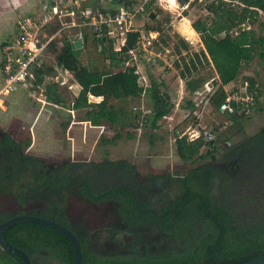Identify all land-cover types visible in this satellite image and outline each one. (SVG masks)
Instances as JSON below:
<instances>
[{
  "label": "trees",
  "instance_id": "1",
  "mask_svg": "<svg viewBox=\"0 0 264 264\" xmlns=\"http://www.w3.org/2000/svg\"><path fill=\"white\" fill-rule=\"evenodd\" d=\"M236 1L211 0L205 8L208 16L192 23L191 37L193 39L195 33L198 34L203 46L200 54L193 53V58L186 59L184 56L186 54L181 55V51L187 52V44L179 40L180 45L175 46L180 58L179 61L174 62L173 66L184 81L185 91L192 96L205 83L213 80L215 91L210 100L218 111L228 95L241 93L232 86L237 80L241 66L249 65L254 58L264 62L262 34H256L253 30H244L237 35L231 34L233 29L237 30L241 25L254 24L257 21V11H261L264 15V0H238L242 5L241 8L234 5ZM160 11L158 6L150 5L146 8V13L139 18L155 19ZM101 12L107 15V12L102 9ZM115 13L116 10L110 9L108 16L113 17ZM184 20L189 24L187 19ZM258 28L262 29L263 24L259 23ZM106 29L104 26L100 34H93L95 47H99L100 55L107 61L106 67H86L80 62L79 56L84 51L88 39L86 35L80 49H76L73 41L67 37H60L51 42L48 47V51L54 52L56 66L70 73L74 82L80 87L73 109H90L85 116L93 126L99 125L100 120L114 122L113 113L107 109L111 99H137L142 92L137 84L136 63L132 61L123 65L126 63L125 53L137 50L138 34L132 31L126 33L125 47L121 49V52H114V40L106 36ZM144 30L160 32L159 28L149 29L147 25L144 26ZM224 32H228V35L224 36ZM221 34L223 36H220ZM166 39L168 36L165 40L161 38L164 46L167 44ZM141 54L138 52L137 56L140 57ZM206 65L213 69L215 73L213 78L205 79L202 76L201 73ZM34 76L36 81L42 84L46 74L42 68H37ZM246 81H248L246 87L250 98L258 97V88L255 87L254 81L250 79ZM161 87H163L162 83H158L155 79L150 80L147 97L152 114L149 127L153 130L156 129L158 120L166 117L174 107L173 97L163 92ZM89 95L102 97V101L97 105L89 104L87 102ZM46 99L55 104L60 102L55 89L50 85L46 89ZM186 105L189 110L188 116L195 117L196 106L190 98ZM93 107L96 110H92ZM231 107V112L222 113L229 117L233 126H236L240 124V110L243 107L237 106L234 102ZM136 119H138L137 116L133 114L130 125H133ZM237 130L242 132L240 126ZM223 136H225L223 142H229L232 135L224 132ZM117 139H120L118 134L110 140L102 141L112 145ZM7 144L20 147L21 143L3 133L0 149ZM210 144L211 141H205L202 136L193 141L182 136L175 139V153L183 162L205 159L211 154L207 150L212 148ZM203 148L206 149L204 154L200 152ZM116 164L127 167L134 176L138 174L137 168L130 162H112L108 159L103 161L105 166L116 167ZM223 164L227 165L226 169H223V175L206 162H202L182 175L175 174L176 177L171 179V183L174 184L173 192L166 197L165 201L158 204H144L132 190L126 196L134 218L179 221L196 219L203 222L206 232L194 246L185 248L188 253L192 252L194 259L188 258L184 264H196L198 261L201 264H240L264 255V127L254 136L244 137L230 146L224 145ZM232 171L233 173L242 172L244 175L252 174L249 179L253 180V185H246L248 181L243 183L245 185L238 186L237 181L230 176ZM250 187L254 188L251 192L256 197L257 206L239 208L238 200L242 195H247V190H243ZM121 189L123 188L117 187L116 192H122ZM8 219L9 217L0 219V223ZM33 228L39 229L42 226L29 223L13 226L6 231V239L14 246L22 248V242L36 234L31 231ZM202 255L206 258L199 259ZM11 257L19 261L17 257L12 255ZM6 261L8 259L3 256L0 264Z\"/></svg>",
  "mask_w": 264,
  "mask_h": 264
},
{
  "label": "flooded vegetation",
  "instance_id": "2",
  "mask_svg": "<svg viewBox=\"0 0 264 264\" xmlns=\"http://www.w3.org/2000/svg\"><path fill=\"white\" fill-rule=\"evenodd\" d=\"M2 137L0 133V140ZM210 147L206 163L223 175L227 166L223 146L211 140ZM103 161H47L21 147L3 145L0 219L31 216L65 229L79 247L80 264H184L188 258L194 259L185 248L194 246L206 232L202 221L134 218L126 197L132 190L144 204L163 202L173 190L171 179L176 173L157 177L149 171L134 176L127 167L105 166ZM230 176L238 186L248 181L246 185H253L250 173L232 171ZM117 187L123 191L116 192ZM31 231L36 234L24 240L22 248L6 239L25 253L29 264L74 263V245L65 235L43 226ZM3 256L8 259L3 264H22L20 258L18 261L0 248V260ZM203 258L206 256L199 259Z\"/></svg>",
  "mask_w": 264,
  "mask_h": 264
},
{
  "label": "rangeland",
  "instance_id": "3",
  "mask_svg": "<svg viewBox=\"0 0 264 264\" xmlns=\"http://www.w3.org/2000/svg\"><path fill=\"white\" fill-rule=\"evenodd\" d=\"M35 1H38L37 7L35 8L37 11L32 14L25 13L19 17H15L12 21L13 24L11 22L12 32L10 31L11 33L2 35L3 39H1L2 41L0 43V52L2 44H5L6 42L10 43L12 41L17 20L27 17L29 14V16L42 18L41 13L43 14L44 10L42 4L40 5L41 0ZM26 2L32 4L33 0H26ZM209 2H211V0H197L189 6L188 10L183 14L184 19H187L189 24L186 23L184 19L178 20L176 15L173 13L164 12L162 10L160 13H157L155 19L146 20L143 17L138 18L133 23L134 28L136 29H142L145 25H147L149 29L159 28L161 32H159L160 38H158V34L157 39L152 44L153 50L152 54L149 55V60L154 61L157 58V60L162 61L164 64L160 62L156 65H152L153 68H151V74L157 80L167 84V87L163 92L172 97L174 96L176 102L179 99V93L177 92L179 91V83L176 79L178 71L174 69L173 65L174 62L179 61L180 54L176 53L175 46L180 45L179 40H183L187 44V52L181 51V55L186 54L184 55L186 59H190L191 57L193 58V53L200 54V51L202 50V44L200 42L199 36L195 33V36L192 39L190 29H192L191 25L193 22L198 19H204L208 16L205 8ZM56 3L59 4V8L63 9L62 7L65 5L64 0H62L61 4L59 0H56ZM234 3L235 6L239 8L242 7L238 0ZM43 4L49 5L50 2L46 1ZM256 20L257 21L254 24L244 25L247 26V30H253L256 34H262L264 36V15H262L259 11H257ZM67 21V19L63 18L61 20V24L59 21L55 22L54 25L56 26L48 29V32L57 30ZM259 23L263 24L262 29L258 28ZM67 31L69 35L63 34L64 36L68 37L74 36V34L77 32L76 29ZM81 31L88 39L85 50L82 51L79 56L80 62L86 67H106L107 61L104 60L102 55H100L99 47L96 48L94 45L93 32L87 28L82 29ZM235 31L236 28L233 29L232 33ZM63 34L61 35L63 36ZM166 36H168V39H166L167 44L164 46L161 38L165 40ZM220 36H223V34ZM156 55H159V57H156ZM125 59L128 63L132 62L128 61V58ZM138 59L139 61H137V64H146V59L142 56V54L140 57L138 56ZM41 62L45 66L55 67L54 52H45ZM169 66L171 69H168ZM201 74L205 79L213 78L215 75L211 66L207 65L204 66V70ZM62 75L65 76L64 74ZM248 79L254 81L255 87L258 88L259 94L258 97L252 98L247 108H242L240 110V124H237L236 126L232 125V122L229 121V117L227 115L219 112L216 109V107L211 103L210 98L203 100V98L198 97L194 103L192 100L193 95L190 96L187 94L184 95L183 99L179 102L181 109H179V111H177L173 117L171 112V115L169 114L167 118H162L159 120L158 126L153 130L149 127L146 119L143 121L141 119L143 112H149L148 109L150 107V102L147 97L148 95H146L144 102H141L140 100H131L126 102L125 108L127 110L132 109L133 107H140L141 110L140 117L136 119L133 125L127 124L125 128H119L118 126L106 128L103 132V135L98 139V141H96L95 144L92 140L95 138L92 132L87 134L86 142L82 143L79 137L81 131L76 128L77 126H74V129L71 130L70 135L71 138L73 137L75 145H71V142L66 139V131L69 125V120H72V115L61 112L60 116H56L53 126L50 127L53 131L49 133V131L47 132L48 129L46 130L47 134H49L47 135L48 141H46V139L45 142H52L51 139L54 138L53 142L57 140L60 142L62 148L55 147L54 145H51V147L48 145L46 147L48 150L41 152L40 156L47 161H58L62 159H67L69 161H81L90 159L92 162H100L104 159H108L115 162L124 159L127 162L133 164L141 175H145L149 171L154 172L155 176L157 177H162L165 175L170 176L172 172H175L176 174H183L186 170H190L202 162H207L209 157L199 160L195 159L192 162L181 161L175 153L176 138L186 136L188 140H191L190 138L199 135L202 136V138L206 141L208 136H211L212 141L215 143L222 146H230L231 144L242 140L244 137L254 136L264 127V62L254 58L249 65L241 66L237 80L232 84L234 88H237L242 93V95L241 93L238 94L241 98H245L246 95L249 96L246 87V84L248 83L246 80ZM68 83H70V81ZM68 85L69 84L66 83L64 87L59 86L61 93H64L62 107L65 110L70 108L71 102L73 101V97H71L70 91L67 89ZM19 88L23 89L24 87H16L15 90ZM24 90L26 91L27 95H29L25 88ZM23 95L25 97L27 96L26 94ZM36 97L39 98L40 96L36 95ZM189 98L192 100L194 106L198 105L196 106L195 117L188 116L189 110L186 108V102L189 100ZM16 102H10L8 99L0 96V133H6L12 138H15L14 140H16V142L21 143L20 147L22 149L27 150L30 155L38 157L39 149H37V151L29 150L30 140L32 142V133L29 127H31L30 125L34 120L36 121L39 118V115L38 113L37 115H33L31 112H29L26 106L22 105V101L17 100ZM199 102L200 104H198ZM142 105H144V107H142ZM53 109L57 110L55 108ZM82 117V113L76 114V119H81ZM64 124L67 125L64 126ZM188 126L193 128L194 126L197 127H195V130L187 129ZM239 126L242 128V132H238L237 129ZM47 128H49V125ZM175 129L179 131L178 135L180 136H175ZM224 132L232 135L229 142H223V140H225V136H223ZM115 134L120 135V139H117L114 144L111 145L103 143L102 140H110L115 136ZM129 136H131V138ZM37 143L42 144L43 142L41 141ZM205 150L206 149L203 148L200 152L204 154ZM213 156L217 157V153L213 152ZM253 189L254 188L250 187L243 190H247V195H242L238 200L237 205L239 208L257 206L255 201L256 197L254 194H252Z\"/></svg>",
  "mask_w": 264,
  "mask_h": 264
},
{
  "label": "built area",
  "instance_id": "4",
  "mask_svg": "<svg viewBox=\"0 0 264 264\" xmlns=\"http://www.w3.org/2000/svg\"><path fill=\"white\" fill-rule=\"evenodd\" d=\"M112 3L117 8L113 17L103 14L101 10H93L87 5L85 0H67L66 4L59 8L56 2L49 5L42 4L44 13L42 18L27 16L17 20L15 25V34L12 41L6 42L1 46L0 69L3 77V89L1 94L6 95L14 91L16 87L23 86L32 97L40 91V86L36 84L34 69L41 67V59L48 50L51 42L55 41L57 34H67V30L86 27L94 34H100L102 27H106V36L113 39V51L121 52L126 45V33L135 32L138 34L136 43L137 50H130L125 53L128 61L137 63L138 52L146 59V62L155 65L159 60H149L152 54L153 42L157 39L158 33L145 31L144 29L134 28V22L146 13V8L150 5L158 6L162 11L173 13L176 18L184 19V13L195 0H103ZM61 4V3H60ZM64 12V13H63ZM65 18L68 21L57 29L55 34L48 32V25L54 21ZM68 35V34H67ZM75 39L84 41V34L77 30L74 34ZM159 53V52H158ZM159 57V55H156ZM160 59V58H159ZM126 64L128 62L126 61ZM149 88V86H145ZM215 91L213 80L208 81L203 87L193 93V102L196 98H211ZM252 99L246 95L241 98L239 95H228L220 108L219 112L232 111L231 104L234 102L237 106L247 108ZM202 103V102H201ZM200 104V102L198 103ZM198 106V105H196ZM135 110V109H134ZM42 112L39 110L38 115ZM149 112H143L142 121L147 118ZM143 125V124H141ZM193 134V133H192ZM196 134V133H195ZM199 135L190 138V141L196 140ZM208 136L207 142L211 141Z\"/></svg>",
  "mask_w": 264,
  "mask_h": 264
},
{
  "label": "crops",
  "instance_id": "5",
  "mask_svg": "<svg viewBox=\"0 0 264 264\" xmlns=\"http://www.w3.org/2000/svg\"><path fill=\"white\" fill-rule=\"evenodd\" d=\"M46 1L50 2V3L56 2V0H41L40 5ZM59 1H60V3H62V0H59ZM66 1L67 0H64L65 4H66ZM85 1L87 2V5L90 6L93 10H98V9L101 10L102 9V10L107 12V15H108V12L110 9L115 10L117 8L112 3L104 2L103 0H85ZM37 2L38 1L33 0L32 4H31V3L26 2V0H23V1L21 0V2H20V0H0V35H1L0 36V43L2 41L1 39H3L2 35H4V34L6 35L7 33L12 32L11 22L13 21V19L15 17H17V16L19 17L25 13H30V14L35 13V11H37L35 9L37 7V4H38ZM55 22H57V21L50 23L48 25V29L52 28L53 26H56V25H54ZM12 24H13V22H12ZM85 28L86 27H81V28H77V29L74 28V29H76V31L78 29H80V31H81L82 29H85ZM87 29H89V28H87ZM142 29H144V26ZM71 30H73V29H71ZM56 32H57V30H55L53 32H49V33L55 34ZM152 32H156V31H152ZM13 34H15V32ZM61 34H63V33H61ZM61 34H57L55 40H58L60 37H67V38H70L73 41V43L75 41H77L74 37L75 35L68 37V36H64V34L62 36ZM67 34H68V32H67ZM80 48H82V44H81ZM202 50H203V46H202ZM160 62H162V61H157L155 63V65L160 63ZM54 63H55V61H54ZM123 65L125 66L127 64L123 63ZM40 68H42V70L45 72L46 76L44 77L42 84L38 83L36 81V84L40 86V91L37 92L34 96L31 97L30 95H27L24 88L23 89L19 88V89L15 90L13 92H10L9 94H6V95H2V94L0 95V96H3L5 99H8L10 102H13V103L16 102L17 100L22 101L23 102L22 105L26 106L27 110H29V112H31L33 115H37L39 110L42 112L40 114L39 118L36 121L34 120L33 123H31V125H30L31 127H29L31 130V133H32L31 134L32 135V142L30 140L29 150L37 151V149H39L38 157H41L40 156L41 152L48 150V148H46L48 145H50V146L54 145L55 147L62 148V146L60 145V142H58L57 140H55L53 142L54 138L51 139L52 142H49V143L45 142V140L47 139V135L51 131H53L50 127L53 126V122L56 119V116H60L61 112L62 113H68L69 115H72V120H69V125H68L67 131H66V139L71 142V145L72 144L75 145L74 139H73V137L71 138V135H70V132L72 129H74L73 128L74 126H77L76 128H78L81 131L79 137H80V140L82 141V143L86 142L87 134L92 132L93 136L95 137L92 140H93V143L95 144L96 141H98V139L103 135V132L106 128H112L114 126H118L119 128H121V127L125 128V126H127V124H130L131 116L133 114L136 115L137 118L140 117V113H141L140 107L139 106H138L139 108L133 107L132 109L127 110L125 108L126 102H129L131 100L132 101L133 100H136V101L140 100L141 102H144V98L146 95H148V90L150 88V80L151 79L157 80L151 74V68H153L151 64H149L147 62H146V64H144V63L137 64L136 63L135 74L138 77L137 78V84L142 89V92L139 95V97L137 99L128 98V99H124V100H112L111 99L108 102V108L107 109L111 113H113L114 117H112V119L114 120V122H109L107 120H100L99 125L93 126L91 124V122L85 116L86 112H88L90 109H88V108L73 109V103L79 95L80 87L74 82V80L72 79V75L66 71H63L61 68L57 67L56 64H55V67H48V66H45L44 64H41ZM169 68L171 69L170 66L168 67V69ZM35 70L36 69H34L33 74H34ZM62 74H64L65 76H63ZM176 79H177V82L179 83V89H178L179 91H177L179 93V99L176 102L175 98L173 96L174 107L171 110L172 117L177 113V111H179V109H181L179 106V102L183 99V96L188 94L185 91L184 81L179 77V74H177ZM162 80H163V78H162ZM46 81H47V83H46V85H44V83ZM69 81H70V83H68ZM157 82L162 83L163 87H161V90L164 91V89H166V87H167V84L163 83L160 80H157ZM66 83L69 84L67 86V89L70 91L71 97H73V99H72L73 101L71 102L70 108L67 110H65L62 107L64 93H61V89H60V87H64L66 85ZM49 85L55 89L56 94L59 96V101H60L59 103L55 104V103L46 99V89ZM145 86H149V88H147ZM2 88H3V77L1 75V69H0V92H1ZM23 94H26L27 96L25 97ZM36 95H38L40 97L37 98ZM87 98H88L87 102L89 104L97 105L102 101V97H93V96L89 95ZM16 103H18V102H16ZM52 107L57 109V110H54ZM142 107H144V105H142ZM91 109L96 110L95 107H93ZM148 110L150 112V109H148ZM77 113H82L83 117L81 119H76ZM148 115L149 116H147L146 121L148 122V125H150V122L152 121L151 112ZM167 116L163 117V118H167ZM184 118H185V116H184ZM171 119H173V118H171ZM158 122H159V120H158ZM158 122L156 123V127L159 124ZM48 125H49V128H47ZM66 125L67 124H64V126H66ZM195 127H197V126H194V128L191 126H188L187 129H195L196 130ZM46 130H47V132L49 131L48 134H47ZM174 131H175V135H178V133H177L178 130L175 129ZM12 139H15V138H12ZM41 141L43 142L42 144L37 143V142H41ZM46 141H48V139ZM52 143H54V144H52ZM55 143H57V144H55Z\"/></svg>",
  "mask_w": 264,
  "mask_h": 264
},
{
  "label": "water",
  "instance_id": "6",
  "mask_svg": "<svg viewBox=\"0 0 264 264\" xmlns=\"http://www.w3.org/2000/svg\"><path fill=\"white\" fill-rule=\"evenodd\" d=\"M151 18H153V16H151ZM247 30V26L245 25H241L237 28V30L232 33L233 35H237L239 33H241L242 31ZM228 32H224V36H227ZM74 47L76 49H79L81 47V42L80 41H75L74 42ZM47 81L44 83V85H46ZM36 224V225H40L43 227H48L51 229L56 230L57 232L65 235L74 245V250H75V257H74V263L73 264H80V252H79V247L75 241V239L71 236L70 233H68L65 229L54 225L53 223H51L48 220L45 219H41V218H37V217H31V216H18V217H14L11 218L3 223L0 224V248L7 252L10 255L16 256L18 258L21 259L22 264H29V260L27 258V256L25 255V253H23V251H21L20 249H17L13 246H11L5 238V234L6 231L10 228H12L13 226L19 225V224ZM240 264H264V255L255 257L251 260H248L246 262L240 263Z\"/></svg>",
  "mask_w": 264,
  "mask_h": 264
}]
</instances>
